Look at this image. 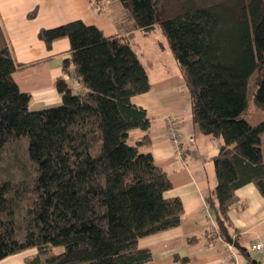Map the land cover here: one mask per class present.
Listing matches in <instances>:
<instances>
[{"label": "trees", "instance_id": "16d2710c", "mask_svg": "<svg viewBox=\"0 0 264 264\" xmlns=\"http://www.w3.org/2000/svg\"><path fill=\"white\" fill-rule=\"evenodd\" d=\"M105 1L128 35L107 36L81 19L38 31L48 49L69 39L63 73L81 85L59 76L55 106L30 107L31 94L13 77L25 65L0 31V260L35 248L23 264H153L140 240L180 225L183 202L166 196L168 172L141 150L151 143V122L132 101L151 81L131 36L157 26L183 73L193 120L223 140L208 198L215 233L247 253L229 212L245 184L264 195V120L242 117L254 73L253 99L264 109V0H235L230 9L226 0H176L173 8V0ZM134 129L146 133L131 143Z\"/></svg>", "mask_w": 264, "mask_h": 264}, {"label": "crops", "instance_id": "0c3cea01", "mask_svg": "<svg viewBox=\"0 0 264 264\" xmlns=\"http://www.w3.org/2000/svg\"><path fill=\"white\" fill-rule=\"evenodd\" d=\"M106 5L105 0L100 8L91 0H0V31L16 62L25 65L13 77L22 91L31 94L32 109L60 104L56 80L63 76L69 81L62 69V60L70 55L69 39L60 38L48 49L38 31L81 19L98 26L107 36L128 35L115 23ZM34 10L36 16L29 17ZM138 31L131 36L132 46ZM160 63L148 60L151 89L133 96L132 101L146 109L151 122L147 131L151 143L141 150L151 152L156 163L168 172L173 187L166 196L179 197L184 213L180 225L144 237L140 246L152 250L153 264H234L232 254L237 264H264V195L254 183L236 191L238 201L229 216L238 230L240 244L248 249L247 253H240L215 233V214L208 207V198L217 183L213 158L223 140L204 134L193 120L190 93L176 58L172 68L167 62ZM69 82L72 88L81 89L78 81ZM168 119H173L181 134L179 145L171 139ZM144 133L141 129L130 131L134 142ZM257 243L262 247L253 249ZM27 256L15 264H23Z\"/></svg>", "mask_w": 264, "mask_h": 264}, {"label": "rangeland", "instance_id": "374dc122", "mask_svg": "<svg viewBox=\"0 0 264 264\" xmlns=\"http://www.w3.org/2000/svg\"><path fill=\"white\" fill-rule=\"evenodd\" d=\"M218 0H185L184 4L187 5V7H200L206 4H210L211 2H216ZM220 1V0H219ZM235 0H226L225 2V8L230 9L233 5ZM171 8L175 7L176 0H173L170 2ZM133 46L136 50V52L139 55V58L141 62L144 64L146 69L149 71V67L147 65L148 60H152L155 63H160V61L167 62L168 68L173 67V60L174 55L169 50L168 47V41L166 39V36L160 28V26H157L154 30H151L149 32H146L144 30H140L136 33V36L133 40ZM255 79H256V73L252 74L248 79V86H247V97H248V107L246 111L242 114V117L247 119L249 122L253 124H257L264 120V109L257 105V103L253 99V90L255 87ZM77 91V90H75ZM172 122L174 123L173 119ZM168 130L170 131V124L168 122ZM179 131V130H177ZM135 133V132H132ZM180 139L181 134L179 132ZM171 139L173 143L176 145V143L173 140V137L171 135ZM182 140V139H181ZM129 141L131 143H134V134H130ZM262 151L264 155V135L262 137ZM35 252V248L28 249L26 251H23L18 256H14L12 258H6L0 260V264H15V262L21 261L22 258L26 257L28 254H31ZM19 264V263H17Z\"/></svg>", "mask_w": 264, "mask_h": 264}, {"label": "built area", "instance_id": "2783aa9c", "mask_svg": "<svg viewBox=\"0 0 264 264\" xmlns=\"http://www.w3.org/2000/svg\"><path fill=\"white\" fill-rule=\"evenodd\" d=\"M168 122L170 124V130H171V135L173 137V140L176 143V145H179L181 142V139H180L179 131H177L178 128L175 126V123L172 122V119H168ZM261 247H262L261 243L252 245L253 249H260ZM232 257H233L232 262H234V264H237L236 262L237 260L235 259V254H232Z\"/></svg>", "mask_w": 264, "mask_h": 264}]
</instances>
